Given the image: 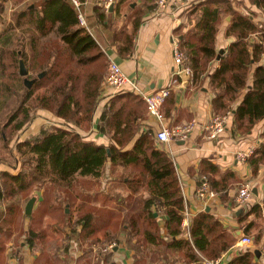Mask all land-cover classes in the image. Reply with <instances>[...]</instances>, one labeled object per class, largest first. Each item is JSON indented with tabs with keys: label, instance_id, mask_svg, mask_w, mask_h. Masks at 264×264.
<instances>
[{
	"label": "trees",
	"instance_id": "trees-1",
	"mask_svg": "<svg viewBox=\"0 0 264 264\" xmlns=\"http://www.w3.org/2000/svg\"><path fill=\"white\" fill-rule=\"evenodd\" d=\"M3 1L0 0V14L3 12ZM16 1L21 3L26 0ZM249 1L264 19V0ZM123 2L125 0H118L117 5ZM32 4V8L28 4L12 14L6 32L0 35V47L14 44L19 49L5 54L11 59L18 55V60L13 61L18 65L21 60L27 72L36 71L44 75L40 79L36 76L29 89L25 87L21 104L9 117L3 130H9L11 134V131H20L32 123L37 113L29 115V106L25 107L27 103L38 112L49 113L62 122V126L50 124L27 139L15 140L13 152L21 157L22 162L14 167L17 168L15 173H0L4 182L0 202L4 196L20 195L26 198L27 203L31 198L28 195L35 186L37 205L29 216L22 209L13 207L0 211L1 236L10 237L16 233L33 247L64 232L67 238L75 234L80 246L108 240L110 232L115 236L122 234L128 249L134 251V264H157L161 257L166 258L168 250L182 252L185 264L198 261L194 249L207 260L225 252L234 239H223L219 223L205 212L191 220L187 229L189 239L180 238L184 206L174 163L158 147L155 131L141 129L146 107L137 93L119 91L109 99L98 120L93 122L101 81L106 74L107 56L98 40L79 26L72 3L69 0H38ZM97 6V18L102 23L104 10ZM235 7L230 0L193 3L188 11L195 23L178 42L194 80L202 83L208 79L214 91L211 101L213 113L232 112V133L245 135L264 120V64L261 63L264 56V21H255ZM144 12L139 8L130 9V15L126 17L129 27H122L113 36L120 57L132 52L133 39ZM227 17L229 21L224 35L233 38V41L219 54L216 36ZM15 31L26 36H16ZM253 35H257L260 42H251ZM18 50L20 53H17ZM218 55L219 60H216ZM0 59L3 60L1 56ZM214 63L217 67L212 70ZM41 88H46L47 94L36 95ZM3 90L9 92L11 88L6 85ZM169 111L170 105L167 114ZM20 115L22 119H19ZM92 128L96 135L109 139L108 146L86 140L82 133L92 131ZM261 137L264 139V128ZM260 145L248 161L254 172L264 164V141ZM108 164L113 175L111 180L118 181L117 185L127 191L124 198L108 197L100 190L95 192L87 188L75 191L80 178L98 180ZM200 167L201 173L210 176L212 189L223 197L213 178L218 174L217 167L206 161H202ZM62 192L65 193L64 205L60 207L58 195ZM137 194L140 196L139 203H142L141 212L122 215L123 205L129 204ZM110 201L116 202L115 209L107 208ZM94 202L99 205H94ZM66 205L69 213L65 212ZM152 207L157 211L152 212ZM158 211L164 216L168 241L160 234L158 217L154 216ZM259 213L257 204L249 211L253 215ZM47 216L55 219V223L48 228L45 226ZM163 246V251L158 250ZM144 250L147 252L144 253ZM252 258V254L246 252L229 264H253Z\"/></svg>",
	"mask_w": 264,
	"mask_h": 264
},
{
	"label": "crops",
	"instance_id": "crops-1",
	"mask_svg": "<svg viewBox=\"0 0 264 264\" xmlns=\"http://www.w3.org/2000/svg\"><path fill=\"white\" fill-rule=\"evenodd\" d=\"M117 1L113 3L111 11L109 9L104 11V21L102 23L97 18L96 7L98 6L96 0H83L81 2V12L90 30V35L98 40L105 55L114 60L130 79L137 82L144 93L157 91L165 87L173 78L175 67L172 59V43L179 40L183 33L194 25L195 20L189 15L188 10L193 3L202 0H172V7L162 14H156L154 12L155 7H147L133 39L132 52L124 57L118 55L113 36L122 27H129L126 20L128 14L122 10V5L125 2L117 5ZM230 1L235 7V3L239 0ZM29 4L30 6L33 5L32 3ZM98 12L101 13V10H98ZM227 22L226 19V23L220 26L216 36V50L218 52L226 49L229 43L233 41V38H227L224 35ZM257 39V35L250 37L251 42ZM261 63L264 64V56ZM215 67H217L216 63L211 66L212 70ZM174 79L177 80L178 78ZM178 82L182 84L173 88L162 107L165 123L168 126H174L195 121L197 127L185 140L175 141L170 146L169 152L163 145H158V147L173 158L180 184L184 206L180 225L182 231L180 238L189 239L186 226H190L191 220L196 215L205 212L208 216L217 220L220 230L224 233L223 239H234L232 245L225 252L211 260H207L194 249L198 261L190 264H205L203 260L218 264H229L233 259L246 252L252 254L253 264H264V164L260 165L259 169L254 172L248 163L250 157L245 162L237 159L238 153L245 152L250 148H254V151H256L261 146L260 144L264 141L261 137L264 120L254 125L248 134H233L231 131L233 114L231 112L232 115L224 133L216 139L209 140L203 131V125L214 114L211 106L214 91L211 89L208 79H205L202 83L195 80L192 83H185L181 80H178ZM115 94H111L109 91L103 93L101 102L94 112L93 122L98 120L108 100ZM168 105H170V111L167 114ZM55 119L49 113L39 111L37 117L25 129L24 138L27 139L37 134L41 128L46 127L49 121ZM147 128L153 129L156 133L158 124L145 114V120L141 122V129L145 130ZM83 136L86 137V140L94 141L96 144L104 146L109 144V139L105 136L96 135L93 128L92 131L83 133ZM131 144L128 148L131 147ZM202 161L217 167L218 174L213 178L216 187L223 196L221 197L215 192L217 198L207 203H202L195 197V190L200 178L205 175L210 180V176L201 173L200 163ZM109 166L108 164L107 167L110 168ZM204 166L207 168V165ZM2 167L5 166L0 164V171H4ZM11 170H14L13 166ZM246 185L249 188L250 197L242 204L237 201L238 191ZM256 204L260 207L259 215L249 214L251 207ZM36 205L35 198L32 212ZM244 207L243 212L239 213ZM151 211L156 212L157 210L152 207ZM66 213H69V210ZM121 213L123 214V210ZM185 214H188L187 225L183 220ZM157 217L160 234L165 241H168L163 222L164 216L161 211H158ZM49 221L52 220L50 219L45 223L47 228L55 223ZM49 229L51 230V228ZM25 230L26 224L24 226ZM216 234L217 230L214 231V235ZM242 237H249L252 241L251 244L243 245L240 243ZM22 238L17 240L13 234L5 241L0 240V264H134L135 262L134 251L129 250L122 240L117 243L111 252L105 255V258L102 255L99 261H95L91 254H89L90 258L86 257L88 254L81 250L82 246L71 247L69 250H64V252L60 250V253L55 256L49 252L53 248L50 246L55 244L56 240H51L44 248L42 244H35L30 247ZM161 248V251L165 249L164 246ZM44 250L48 252V255L44 253ZM42 251L43 254L40 255ZM255 251L258 252V257L254 254ZM64 253H67L68 256H65ZM40 257H42L41 260ZM91 258L96 263H93ZM157 264H185V262L182 252L168 250L166 258L161 257Z\"/></svg>",
	"mask_w": 264,
	"mask_h": 264
},
{
	"label": "rangeland",
	"instance_id": "rangeland-1",
	"mask_svg": "<svg viewBox=\"0 0 264 264\" xmlns=\"http://www.w3.org/2000/svg\"><path fill=\"white\" fill-rule=\"evenodd\" d=\"M35 0H26L24 2H17L16 0H5V2L3 3V12L0 14V35H3L6 32V28L8 27V23H10V21L12 20V14L13 13H18L21 9H23L26 5H28L29 3H33ZM38 1V0H37ZM36 1V2H37ZM115 2V0H114ZM157 0H125L124 5H122V10L123 12L127 13L128 15H130V9H134V8H139L140 10H145L147 7H155ZM2 3V2H1ZM131 4L134 5V7H131ZM236 7L239 9V11L241 13H243L246 16L252 17L253 20L255 21H260L263 22V16L261 14V12L253 5H251L249 0H239L238 2L235 3ZM9 10V11H8ZM11 10V12H10ZM3 18V20H2ZM226 22H223L222 25H224ZM16 36H23L22 38H24L26 35L21 34L19 31H15ZM50 39H53L52 36H50ZM15 42V41H14ZM4 50L2 52H0V56L3 60L0 59V161L2 162L1 165H4L5 167H2L4 169V171H8V172H12L15 173L17 171V168L14 170H11V167H18L20 165V162H22L21 157L16 153L13 152V147H14V142L15 140H24L25 138V132H26V128L30 125H27L25 127H23L20 131L17 132H12L11 134L9 132V130L5 131L3 130V126L8 122L9 117L16 111L17 107H19V105L21 104V101L23 99V94H24V89L25 86L23 84V77H20L18 75V65L17 63H15L13 60H18V55H15L12 59L5 54V52H11V50H17L19 49L18 47H16L14 44L8 45L6 47H0V51ZM8 52V53H9ZM17 53H20V51L18 50ZM12 60V61H11ZM107 67V66H106ZM41 73V72H40ZM39 74V72L36 71H28V76H26V78L28 80H32L34 78H36V76ZM106 75V74H105ZM105 78V76H104ZM104 78L101 81V85H100V95H99V100H98V105L101 102L103 93L105 92L103 90V82H104ZM8 85L11 90L9 92H5L4 86ZM13 91H15V93H13ZM118 93V92H117ZM116 93V94H117ZM36 95H45L47 94V89L46 88H41L39 90L36 91L35 93ZM109 101V100H108ZM108 103V102H107ZM29 106V115H33L34 113H38V111H36L34 108H32V106L30 105V103H27L25 105V107ZM30 106L32 109H30ZM98 107V106H97ZM46 113V112H44ZM19 119H22V116H19ZM62 122H58L57 119H55L54 121H49L48 124H46V126H50V124L52 125H56V126H62L61 124ZM85 124L82 125V127L84 128ZM90 132V131H89ZM83 134V133H82ZM3 137V139L1 138ZM108 166V165H107ZM10 167V168H9ZM110 168L106 167L104 169L103 174L101 175V177L98 180H94L92 178H80L79 184L78 182L75 185V191L79 190V188H87L90 191H102L103 195L108 196V197H119V198H124L127 195V191L123 189V187H120L119 185H117L118 181H113L111 180V177L113 176L112 173H110ZM2 171H0L1 173ZM107 173V174H106ZM114 174V173H113ZM119 174V173H118ZM118 177V176H117ZM4 192V182L3 179L0 176V193ZM34 195H37V192L35 191V186L34 188H32V190L30 191L28 197H34ZM59 203L61 204L60 207H63L64 202L63 199L65 197V193H60L59 195ZM26 198L20 196V195H15V196H4L2 202H0V211H6V209H9L11 207L13 208H18L19 210H24V207L26 205L25 203ZM140 202V196L137 194L135 195V198L133 200H130L129 204L123 205V214L122 215H129L130 212L131 213H135L137 214L138 212H141L142 209V203ZM100 203V201H99ZM99 203L94 202V205H99ZM117 206L115 201H110L109 204L107 205V208L109 209H115V207ZM66 208H68V205H66ZM69 209V208H68ZM74 210V209H73ZM57 217V215H56ZM50 217H45V223H47L48 220H52L49 221L50 223H54L55 219L50 218ZM25 223H27V220H24ZM108 233V232H107ZM1 235V234H0ZM15 238L17 240H20V238H22L21 236L17 235L16 233H14ZM116 234H112L110 232V237L108 238V240H103L101 242H88L86 243L87 245H82V251L85 254H88V256H86L87 258L89 257V254L92 255V257L94 258V256L96 255V253L99 252V250L101 248H103L106 245L109 244H115L117 245V243L119 241H124V237L121 235L115 236ZM101 236V235H100ZM68 236L65 235V232L59 236H55V237H50L47 238V240L42 243V246L45 248L46 245H48L50 243L51 240H56L55 244H52L50 247H53L52 250H50V254H54L55 256H57L61 252H64V250H69L71 247L76 248V246L80 247L79 243H77L78 241H76V236L75 234H70L69 238H67ZM7 237L6 235H2L0 237V240L2 239V241H5ZM23 239V238H22ZM80 241V240H79ZM47 242V243H46ZM125 242V241H124ZM90 243V244H89ZM94 245V247L92 248L91 246ZM126 247L128 248L129 245H126ZM66 248V249H65ZM57 249V251H55ZM162 248H159L158 250H160ZM96 251V252H93ZM147 251L144 250V253H146ZM44 253L48 255V252H46V250H44ZM65 256H68L67 253H64ZM108 253H105L103 255V257L105 258V255H107ZM102 257V258H103ZM93 258H91L93 263H96ZM147 259V258H146Z\"/></svg>",
	"mask_w": 264,
	"mask_h": 264
},
{
	"label": "built area",
	"instance_id": "built-area-1",
	"mask_svg": "<svg viewBox=\"0 0 264 264\" xmlns=\"http://www.w3.org/2000/svg\"><path fill=\"white\" fill-rule=\"evenodd\" d=\"M69 1L72 3L77 12V21L79 26L84 28L89 34H91L84 15L81 12V2L79 0ZM113 3L114 0H96V4L102 7L104 11L108 10L110 5H112ZM172 5V0H157L154 12L156 14H162L169 8H171ZM256 41L260 42L258 39ZM172 59L173 65L175 67L173 78L165 87L152 93H144L140 89L137 82L130 79L122 71L120 66L108 56L106 75L103 82V90L109 91L111 92V94L117 93L121 90H128L137 93L141 97L146 107V114L158 124V129L155 133V141L159 145L165 146V149L168 150V152L170 151V146L175 141L185 140L197 127V123L195 121L180 123L174 126H168L165 123L162 107L173 88L182 84L181 82H178V80L184 81L185 83H192L194 80L193 72L191 68L186 64V56L180 49L178 40H175L172 43ZM174 78L178 79L175 80ZM231 115L232 114L230 111L224 114H212L208 121L203 125V131L206 134V138L209 140H213L222 135L228 127V122ZM253 152L254 148H250L245 152H240L237 155V159L241 162H245L253 154ZM169 157L173 161V158L170 155ZM195 197L202 203H207L217 198V194L212 189L209 180L205 175L200 178L199 184L195 190ZM249 197L250 191L247 185L239 189L237 197V201L239 203L243 204L248 200ZM183 220L187 225L188 214H185ZM187 227L188 226H186V230ZM251 242L252 241L249 237H242L240 239V243H242L243 245H249L251 244ZM115 246V244L104 246L99 250L98 253H96V255L94 256V260L99 261L102 255L111 252ZM91 247L93 248L94 245H92ZM203 262L205 264H218L214 262H208L206 260H203Z\"/></svg>",
	"mask_w": 264,
	"mask_h": 264
},
{
	"label": "water",
	"instance_id": "water-1",
	"mask_svg": "<svg viewBox=\"0 0 264 264\" xmlns=\"http://www.w3.org/2000/svg\"><path fill=\"white\" fill-rule=\"evenodd\" d=\"M112 6H113V4L110 5L109 11L112 10ZM32 7H33V5H31L29 8H32ZM131 7L133 8L134 5L131 4ZM227 21H229V17H227ZM221 53H222V51L219 52V54H221ZM216 60H219V55L216 57ZM18 73H19L20 77H23L24 86L29 89L32 86V84L34 83L35 79L28 80L26 78L28 72H27V70L25 68L24 63L21 60H19V63H18ZM43 75H44V73H40V74L37 75V78L40 79V78H42ZM108 153H109V151L107 150V154ZM34 203H35V197H31L27 201V203H26V205L24 207V214L26 216L31 215ZM244 209H245V207L242 210H240L239 213H242ZM66 212H68V208H66ZM154 216L156 217L157 214H154ZM254 254L258 257V252L255 251Z\"/></svg>",
	"mask_w": 264,
	"mask_h": 264
}]
</instances>
